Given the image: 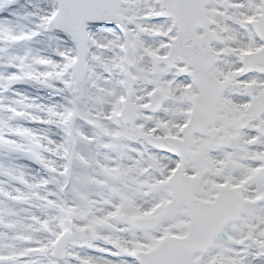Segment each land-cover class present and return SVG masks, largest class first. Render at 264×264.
<instances>
[{
  "label": "snow or ice",
  "instance_id": "snow-or-ice-1",
  "mask_svg": "<svg viewBox=\"0 0 264 264\" xmlns=\"http://www.w3.org/2000/svg\"><path fill=\"white\" fill-rule=\"evenodd\" d=\"M0 264H264V0H0Z\"/></svg>",
  "mask_w": 264,
  "mask_h": 264
}]
</instances>
